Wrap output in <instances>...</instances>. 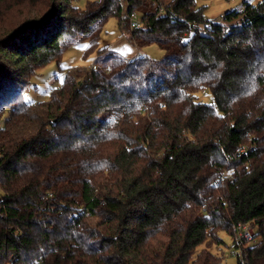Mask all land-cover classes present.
I'll return each mask as SVG.
<instances>
[{"label": "trees", "instance_id": "trees-1", "mask_svg": "<svg viewBox=\"0 0 264 264\" xmlns=\"http://www.w3.org/2000/svg\"><path fill=\"white\" fill-rule=\"evenodd\" d=\"M84 1L0 0V264H223V234L264 264V0L223 22L196 0ZM110 17L163 58L109 52L25 98L69 46L105 52Z\"/></svg>", "mask_w": 264, "mask_h": 264}, {"label": "rangeland", "instance_id": "rangeland-1", "mask_svg": "<svg viewBox=\"0 0 264 264\" xmlns=\"http://www.w3.org/2000/svg\"><path fill=\"white\" fill-rule=\"evenodd\" d=\"M245 1L257 4L263 0H196L197 7H203L205 16L215 22H223V16L234 9L241 8ZM124 5L125 0H123ZM79 5H85L84 0H80ZM89 42L83 41L68 47L60 62L53 61L48 65L35 71L31 77V85L25 94V98L31 102L46 101L51 97L52 90L62 85L65 70L74 66H93L101 56H106L109 52H117L128 59H136L145 55L154 60H160L164 56V51L156 44H151L143 48H138L131 40L128 33L123 32L119 27L117 17H110L104 25L99 48H104L105 52L98 50L86 54ZM205 102L211 100V94L206 92L202 95ZM227 247L225 248V259L223 264H239L241 251L231 247L232 240L223 234Z\"/></svg>", "mask_w": 264, "mask_h": 264}, {"label": "built area", "instance_id": "built-area-1", "mask_svg": "<svg viewBox=\"0 0 264 264\" xmlns=\"http://www.w3.org/2000/svg\"><path fill=\"white\" fill-rule=\"evenodd\" d=\"M140 24H141L140 15L138 13L133 14L131 17V26L137 27V26H140ZM94 67H96V66L94 65ZM254 234H255L254 228H252L246 224L241 223L237 226L238 238L252 239ZM237 245H239V244H238V242L235 241L231 244V247L233 249H239L242 253L244 249L243 248L240 249L239 247H237Z\"/></svg>", "mask_w": 264, "mask_h": 264}]
</instances>
